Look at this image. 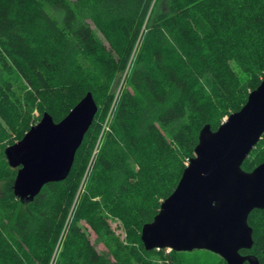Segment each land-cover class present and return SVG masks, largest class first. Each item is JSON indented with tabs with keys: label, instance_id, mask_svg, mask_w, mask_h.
I'll return each mask as SVG.
<instances>
[{
	"label": "trees",
	"instance_id": "obj_1",
	"mask_svg": "<svg viewBox=\"0 0 264 264\" xmlns=\"http://www.w3.org/2000/svg\"><path fill=\"white\" fill-rule=\"evenodd\" d=\"M263 78L264 0H0V177H15L4 148L34 123V108L59 121L89 91L98 108L65 179L27 203L10 183L0 192V264H225L208 250H146L140 230L174 189L201 127L215 130ZM262 161L264 133L241 166ZM113 218L132 226L126 240ZM248 223L253 245L241 252L264 264V209Z\"/></svg>",
	"mask_w": 264,
	"mask_h": 264
},
{
	"label": "water",
	"instance_id": "obj_2",
	"mask_svg": "<svg viewBox=\"0 0 264 264\" xmlns=\"http://www.w3.org/2000/svg\"><path fill=\"white\" fill-rule=\"evenodd\" d=\"M97 109L92 93L86 92L62 119L43 112L21 139L5 146L6 160L16 168L15 197L27 203L46 183L68 176ZM263 133L264 78L215 130L209 124L201 127L174 189L141 227L144 248L205 249L225 264H259L240 251L253 245L248 215L264 209V161L250 171L241 165Z\"/></svg>",
	"mask_w": 264,
	"mask_h": 264
},
{
	"label": "rangeland",
	"instance_id": "obj_3",
	"mask_svg": "<svg viewBox=\"0 0 264 264\" xmlns=\"http://www.w3.org/2000/svg\"><path fill=\"white\" fill-rule=\"evenodd\" d=\"M258 69H259V67L257 68V70H255L254 68H252V70H238V72H240V75L241 76H243L244 78H247L248 76H251V75H254V74H256V75L259 74V72L262 71V70H258ZM127 71H128V67H126V69L123 70L119 74V79H118L119 81H118V83H117V85L115 86V89H114V94H115L114 95V99H113V101H112L109 109L107 110V113H106L104 119L101 122V130H100L99 136L97 138V141H96L95 147L93 149V152L90 155L88 164H87L86 169H85V172L83 174L82 182L80 183V185L78 187V190H77L76 196L73 199L72 205L75 204V202L77 201L76 199H77V196L79 194V191L82 190V186H83L84 180L86 178L87 172H88V170H89V168L91 166V163H92V160H93V158L95 156V153H96L99 145L102 142L103 135L107 131H109V122H110V118H111L112 111L114 109L115 99H116V96H117V94L119 92V89H120V87H121V85H122V83L124 81V78H125V75H126V72ZM237 100L240 101L241 100V97L239 96L237 98ZM31 115H32V121L34 122L33 124H35L36 122L39 121V119H40V117H41L42 114H40L38 112V110L36 108H34L32 110V112H31ZM226 117L227 116H224L223 117L222 122L226 119ZM0 123H2L1 119H0ZM183 162L186 165V163L188 162V160L187 161L183 160ZM10 168H12V167H10ZM13 169L16 170V168H13ZM174 170H175V165H172L170 171L173 172ZM168 174L170 175V172H168ZM13 180H10V179H7V178H4V177L1 176L0 177V192L3 191L6 188V186L9 185V183H10V185L12 187ZM165 181H166V179H165ZM168 181H169V179H168ZM80 224L84 227L85 232L88 235V238H89L90 242L94 245V247L98 251L107 252V248L105 247L104 243L100 239L97 238V236L94 233V231L84 221H81ZM109 224H110V227H111L112 231L115 233V235H117L122 240H126L128 234L132 230L131 229L132 226L126 225L123 221L119 220L118 218L110 219L109 220ZM193 250H205V249H193ZM166 251H169V249H167ZM113 264H116V263H113Z\"/></svg>",
	"mask_w": 264,
	"mask_h": 264
},
{
	"label": "flooded vegetation",
	"instance_id": "obj_4",
	"mask_svg": "<svg viewBox=\"0 0 264 264\" xmlns=\"http://www.w3.org/2000/svg\"><path fill=\"white\" fill-rule=\"evenodd\" d=\"M241 252V251H240ZM242 253V252H241ZM243 254V253H242ZM245 255V254H244ZM247 255H249V254H247ZM244 264H248L247 262H245Z\"/></svg>",
	"mask_w": 264,
	"mask_h": 264
}]
</instances>
